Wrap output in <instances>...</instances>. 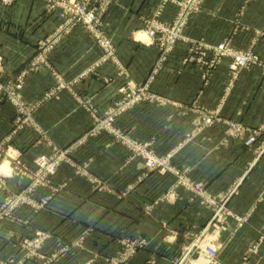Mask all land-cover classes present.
<instances>
[{
    "label": "crops",
    "instance_id": "obj_1",
    "mask_svg": "<svg viewBox=\"0 0 264 264\" xmlns=\"http://www.w3.org/2000/svg\"><path fill=\"white\" fill-rule=\"evenodd\" d=\"M159 1L115 0L104 17L105 33L117 48L121 68L137 84L147 78L159 58L157 46L136 39L139 34L146 35L142 16H152ZM175 13L176 8L168 5L163 19H171ZM59 22L56 15L45 13L40 0H17L11 8L0 5L1 82L27 69L36 43L52 33ZM185 34L213 44L231 37L234 47L247 49L253 45L254 51L264 55V1L206 0L204 11L190 19ZM188 47L187 43L176 46L153 83V90L171 103L143 104L123 114L117 125L141 141L152 142L159 154L173 153L172 165L191 179L203 181L211 195L220 198L234 191L227 209L237 216L250 214L249 222L233 233V218L212 221L211 207L190 189L176 187L175 175L147 173L141 159H131L125 147L103 134L90 139L73 157L78 163L88 161V173L108 182V188L94 189L88 177L63 165L53 182L66 183V187L52 198L49 207L39 214L22 208L17 216L24 222L5 223L0 258L21 259L23 251L17 239L43 229L55 232L43 249L51 255L91 228L85 248H73L53 264H82L94 255H99L100 260L115 255L123 237L147 243L132 264L148 260L154 264H178L183 251L202 232L203 245L220 248L222 264H264V241L259 243L264 234V133L253 147L245 146L244 137L228 138L225 124L197 133L199 113L195 111L198 106H222L225 120L258 129L264 123V72L258 66L243 70L227 92L231 60L224 59L204 81L199 63L182 64ZM101 55L94 37L85 28L77 27L52 50L50 67L69 80L75 79ZM119 70L116 64L106 63L95 74L78 81L73 91H62L40 107L36 119L51 143L69 145L90 128L92 120L79 104L80 98H92L101 112L114 103L118 88L129 79L119 75ZM55 83L51 70L30 72L21 95L25 100L37 101ZM14 112L9 104L0 103V143L12 131ZM36 137L31 129L20 132L7 144L9 153L21 154L22 160L34 167L40 153L51 152L46 141L35 144ZM6 161L12 163L9 158ZM4 164L0 165L3 171ZM7 181L13 191L26 184L16 177ZM4 198L5 193L0 191V205ZM11 234L17 237L9 239ZM255 244L258 248L253 252ZM24 264L42 262L30 260Z\"/></svg>",
    "mask_w": 264,
    "mask_h": 264
},
{
    "label": "built area",
    "instance_id": "obj_2",
    "mask_svg": "<svg viewBox=\"0 0 264 264\" xmlns=\"http://www.w3.org/2000/svg\"><path fill=\"white\" fill-rule=\"evenodd\" d=\"M17 0H0V5L6 8H11ZM44 4V10L47 15H56L61 19L62 24L44 41H40V47L37 54V65L50 66V54L62 39L76 27H84L96 40L97 45L102 51L101 57L91 67L86 69L77 78L67 81L63 77L57 76L59 80L56 87L49 93L52 99L62 91H73L74 85L95 74L102 65L114 62L121 67V62L117 55V48L112 39H109L105 33L104 17L109 12L115 0H40ZM205 0H163L159 9L156 11L152 19L141 18L143 23L147 25L146 35L148 37V45H155L161 52L160 58L151 70L149 79L142 84H137L133 81L127 82L120 87L117 95V101L114 106L109 109L104 115H100L95 109L93 103L91 105L90 98H80L79 104L87 109L94 118L93 127L81 138L76 140L68 147H59L51 143V154H40L34 161V167H29L23 160L21 154L9 155V147L7 144L12 141L13 136L18 135L23 130L29 128L13 127L11 134L0 143V159H5V155H9L14 165L11 168L10 174L0 168V191L5 193V198L0 205V236L5 228V223L8 221L24 222L17 216V212L22 208L30 209L34 214H39L46 210L53 197L59 194L66 187V183L55 184L53 177L58 173L63 165H69L75 169L78 175L88 177L92 183L98 182L97 190H103L105 186L95 177L88 173V165L82 166L73 157V153L81 146L87 143L89 139L96 138L100 135L107 134L112 137L114 143L120 144L131 154V159H141L148 173H158L160 175L173 174L176 176V187H184L195 193L196 198H200L205 205L211 207L214 216L213 220L222 222L226 218H233L235 228L238 229L249 222L250 214L237 216L227 209V202L234 192L227 196L217 198L211 195L203 181H196L189 177L186 172L177 170L171 163L174 157L173 153L161 155L157 152L152 142H144L132 136L129 131L120 128L116 125L119 116L124 113L146 103L164 106L171 103L165 97L159 95L153 90V83L156 79L155 74L158 72L155 68L163 67L169 56L173 53L180 40L189 42L190 49L188 55L183 59L184 66L190 63H199L201 65L200 76L204 81H208L214 70L224 59L231 58L230 63V82L226 91H231L235 86L242 71L250 69L254 66L260 67L264 72V57H260L252 50L242 51L236 50L230 41H222L220 44H210L203 39H187L183 37V32L187 28L190 19L194 15H198L203 11ZM253 0H247V3ZM264 1V0H263ZM168 5H173L177 8V17L173 27L167 22L162 21L165 9ZM136 39L139 40L137 37ZM126 71L122 69L120 75L128 77ZM23 76L17 81L9 80L8 82L0 81V103L4 101H12V104L17 108L15 115H22L25 111V106L21 101V90ZM10 99V100H9ZM221 107L215 110L207 109L203 106H198L195 111L199 113L197 123V133L203 132L206 128L213 127L218 124L227 126L228 138L244 137V144L247 147H253L264 133V123L258 130H253L246 127L242 123L225 120L221 115ZM196 107H194L195 109ZM193 110V109H192ZM34 113L30 114L31 121H34ZM186 112V111H185ZM183 111V113H185ZM29 119V118H27ZM27 119L23 120L25 123ZM20 118L18 117V124ZM35 122V121H34ZM34 129V128H33ZM34 131L39 134H44L41 127H35ZM41 143V139L38 141ZM11 164V163H10ZM16 177L19 181H24L26 184L18 191H13L8 186L7 179ZM23 183V182H22ZM39 191H47L45 194H40ZM38 232V231H37ZM54 231L40 230L33 238L17 239L19 248L24 251L23 259L19 262H14L12 259L0 258V264H24L32 259L41 261L43 264H53L61 259L62 256L70 252L74 246L67 245L52 253L46 255L44 247L48 241L54 238ZM89 231L78 240L74 245L83 248L85 239ZM17 237L11 234L9 239ZM263 239V237H262ZM121 246L126 245L125 251L117 257L105 259L102 264H129L134 258L139 249L143 248V241H131L130 239H122L119 241ZM85 248V247H84ZM202 258L207 264H220L218 260V248L214 245L209 247H201ZM256 251V250H255ZM129 261V262H128ZM86 264H94L90 261ZM97 264V263H95Z\"/></svg>",
    "mask_w": 264,
    "mask_h": 264
},
{
    "label": "rangeland",
    "instance_id": "obj_3",
    "mask_svg": "<svg viewBox=\"0 0 264 264\" xmlns=\"http://www.w3.org/2000/svg\"><path fill=\"white\" fill-rule=\"evenodd\" d=\"M162 1L163 0H160L159 1V3H158V5H157V7H156V9H155V11L153 12V14H152V16H150V17H145V16H142V18H147L148 20L149 19H152L153 17H154V15H155V13H156V11L159 9V7H160V5H161V3H162ZM206 1V0H205ZM205 1H204V4H205ZM247 1V0H246ZM204 4H203V11H204ZM176 8V7H175ZM202 11V12H203ZM201 12V13H202ZM178 15H177V8H176V13H175V15L173 16V18H171V19H161L162 21H164V22H167L171 27H173V24L175 23V20H176V17H177ZM194 16H196V15H194ZM193 16V17H194ZM59 24H58V26L57 27H59L61 24H62V21H61V19H59ZM189 24V23H188ZM188 26V25H187ZM57 27L55 28V30L57 29ZM77 28V27H76ZM84 28V27H83ZM54 30V31H55ZM143 30H147V25L146 24H144V26H143ZM186 30V29H185ZM185 30H184V32H183V37L184 38H187V39H190L191 40V38L190 37H188L186 34H185ZM53 31V32H54ZM52 32V33H53ZM52 33H50L48 36H46L45 38H42V39H40L37 43H36V47H35V49H34V53H33V56L31 57V59H30V61H29V64H28V66H27V69L26 70H24V71H22V72H20L17 76H15V77H13L12 78V81H17V83H18V79L20 78V77H22L23 76V79H22V84H23V87H24V85H25V81H26V77H27V74L28 73H30V72H39L40 70H42V69H48V70H51L52 71V75H53V77H54V80L56 81V83L51 87V88H49L45 93H44V95L40 98V99H38L37 101H28V100H25L24 99V97H22L21 98V101H22V103L24 104V106H25V113L24 114H22V115H17V113H16V115H14V120H13V127H17V125L18 126H21V127H23V126H25V125H28V126H26V127H29V128H27V129H25V130H28V129H31L32 131L35 129V127H41L42 129H43V131H44V134H40L41 136H38L39 134H37V137H36V142H35V144H41V143H43L44 141H46V143L48 144V146L50 147V149H51V152H49L48 154H51L52 153V147H51V140L49 139V136H48V134H47V131H45L44 130V128L37 122V119H36V113H37V111L40 109V107L42 106V105H44L46 102H48V101H50V100H52L51 98H50V95H49V93L52 91V89L54 88V87H56V85L59 83L58 81V79H57V76H59V77H63V78H65L67 81H71V80H73V79H67L66 78V76L63 74V73H60V72H58V71H56V70H54L53 68H51L50 66H41V65H37L36 64V61H37V54H38V51H39V48L38 47H40V41L42 40V41H44L46 38H48ZM71 33V32H70ZM69 33V34H70ZM69 34H66V36L62 39V41L59 43V45L60 44H62V42H63V40L69 35ZM107 37L109 38V39H111L108 35H107ZM136 38H137V36H136ZM138 38H139V40L140 41H142V40H147V41H144L145 43H147L149 40H148V37H147V35H145V34H139L138 35ZM145 38V39H144ZM195 40H199V39H195ZM224 40L225 41H230L231 43H232V45H233V41H232V38L231 37H226L225 39H223V42H224ZM113 41V40H112ZM114 43V42H113ZM180 43H187L188 45H189V47H188V51H189V49H190V44H189V42H187V41H185V40H180L179 41V44ZM207 43H209V42H207ZM220 43H222V41L221 42H219V43H216L217 45L218 44H220ZM210 44H213V43H210ZM216 44H214V45H216ZM233 47H234V45H233ZM236 50H242V51H248V50H252L255 54H257V55H259L260 57H264V55H260V54H258L256 51H254V49H253V45H251L250 47H248L247 49H239V48H236V47H234ZM160 55H161V52H160V50H159V58H160ZM188 55V54H187ZM186 57V56H185ZM184 57V58H185ZM159 58H158V60H159ZM183 58V59H184ZM230 60H232L231 58H229ZM157 60V61H158ZM183 61V60H182ZM114 63V62H113ZM157 63V62H156ZM230 63H231V61H230ZM115 64V63H114ZM93 65V64H92ZM117 65V64H116ZM119 68H120V70H119V75H120V73H121V71H122V68L119 66V65H117ZM91 67V66H90ZM89 68V67H88ZM87 68V69H88ZM100 68V67H99ZM98 68V69H99ZM229 68H230V66H229ZM155 70H157L158 72L155 74V76L157 77L158 76V74L163 70V67H161V68H155ZM215 71V70H214ZM214 71H213V73H214ZM84 72V71H83ZM82 72V73H83ZM97 72V71H96ZM213 73H212V75H213ZM150 74L151 73H149V75L147 76V78L143 81V82H141V83H139V84H142V83H144L147 79H149V77H150ZM211 75V76H212ZM230 76V75H229ZM240 77V76H239ZM77 78V77H76ZM126 78H129V76L128 77H126ZM9 80H11V79H9ZM9 80H7L6 82H8ZM14 81V82H15ZM129 81H133L132 79H126V81L120 86V87H122L123 85H125L127 82H129ZM120 87L118 88V90H117V92H116V94L118 93V91H119V89H120ZM21 92H22V90H21ZM22 96V95H21ZM90 99H92V98H90ZM119 99V98H118ZM118 99H115V101H114V103L107 109V110H105L104 112H101L100 110H99V108H97L95 105H92V102H93V100H90V102H91V105L92 106H94L95 107V109L98 111V113L100 114V115H104L107 111H109V109L111 108V107H113L114 106V104H115V102L118 100ZM10 100V99H9ZM4 103H7V104H9L13 109H14V111H17V108L12 104V101L10 100L9 102L8 101H4ZM141 106V105H140ZM139 107V106H138ZM135 108H137V107H135ZM134 108V109H135ZM206 108V107H205ZM207 109H209V108H207ZM217 109V108H216ZM35 110H37L36 112H35V114H34V121H31V119H30V114L32 113H34V111ZM133 109H131L130 111H132ZM210 110H215V109H210ZM129 112V111H128ZM15 113V112H14ZM89 114H90V117H91V120H92V124H91V126H90V128L84 133V134H82L81 136H79V137H77L72 143H70L69 145H66V146H62V147H68V146H70V145H72L76 140H78L79 138H81L82 136H84L92 127H93V124H94V118H93V116L91 115V113L89 112ZM125 114V113H124ZM122 116V115H121ZM121 116H119V118L121 117ZM18 117L20 118V121H19V124H18ZM27 118H29V119H27ZM118 118V119H119ZM25 119H27V121L25 122V123H22V121L23 120H25ZM118 119H117V121H118ZM235 122H239V121H235ZM239 123H242V122H239ZM243 124V123H242ZM116 125H117V122H116ZM244 125V124H243ZM262 125H263V123H262ZM118 126V125H117ZM13 127H12V129L11 130H13ZM119 127V126H118ZM261 126H259V128H260ZM34 128V129H33ZM121 128V127H120ZM258 128V129H259ZM124 129V128H123ZM258 129H253V130H258ZM125 130H127V129H125ZM24 131V130H23ZM12 132V131H11ZM11 132H10V134H11ZM9 134V135H10ZM8 135V136H9ZM15 136H17V135H15ZM15 136H13V137H15ZM97 138V137H96ZM5 139V138H4ZM3 139V140H4ZM41 139V143H39L38 141ZM13 140V139H12ZM90 140V139H89ZM88 140V141H89ZM87 141V142H88ZM58 146V145H57ZM259 149H262V148H259ZM40 154H44V153H40ZM39 154V155H40ZM46 154V153H45ZM9 155H13V154H10L9 153ZM9 155H5V159H0V165L3 163V162H5L6 161V159L7 158H9L12 162H13V159L9 156ZM38 155V156H39ZM37 156V157H38ZM36 157V158H37ZM35 158V159H36ZM35 159H34V161H35ZM8 162V161H7ZM9 163V162H8ZM79 164H81L82 166H84V165H88V170H89V166H90V163L88 162V161H86V162H83V163H79ZM14 165L11 163H9V170L7 171V173L8 174H10V172H11V168L13 167ZM29 167H33V166H30V165H28ZM75 170V169H74ZM5 171V170H4ZM148 173V172H147ZM93 176V175H92ZM93 177H95L98 181H100L101 183H102V185L101 186H105L106 187V189L108 188V182H106V181H104V180H101V179H99L98 177H96V176H93ZM91 183V185H92V187L93 188H96V186H98V182H96V183H92V182H90ZM175 183H176V180H175ZM105 189V188H104ZM20 190V189H19ZM97 190V189H96ZM234 192V191H233ZM230 194V193H229ZM123 195H125V193L123 192ZM228 194H224V195H222V196H227ZM213 216H214V213H213V211H212V221H214L213 220ZM242 217V216H241ZM245 225V224H244ZM243 227V226H242ZM234 228H235V225H234ZM233 228V233L234 232H236L237 230H239L240 228H238V229H234ZM43 230H46V229H43ZM87 230L89 231V234L87 235V237H86V239L89 237V235L91 234V231L93 230V229H91V228H88V229H86V230H84L82 233H81V235L79 236V237H77V239H75V240H73V246H74V248H78V246H76V245H74L78 240H80V238L87 232ZM39 232V231H38ZM38 232H36L33 236H28V237H23L22 239H26V238H33V237H35L36 235H37V233ZM54 234V233H53ZM54 236H55V234H54ZM203 236V232L200 234V236L199 237H194V242H192L190 245H188L187 247H186V249L183 251V253H182V256H181V258H180V260L178 261V264H195V263H197L198 261H200V260H202L203 262H205V260L202 258V252H201V247H204V246H206V247H209L210 246V244H208V245H203V243H202V237ZM262 237H263V239H262ZM21 239V238H20ZM86 239H85V242H86ZM122 239H130L131 241H143L144 239H142V240H139V239H131V238H128V237H123ZM121 239H119V241H120ZM192 240V241H193ZM145 241V240H144ZM264 241V234H262L261 236H260V239H259V243H261V242H263ZM67 246V245H66ZM147 246V243H146V241L144 242V246H143V248L144 247H146ZM126 247V245H124V246H121L120 245V242H119V250L117 251V253L115 254V255H112V256H108V257H105L104 259H102V260H100L99 259V255H94V256H92L89 260H87V261H85L84 263H82V264H86V263H88V262H90V261H93V263L95 264V263H97V264H102L103 262L105 263V259L107 260V259H111V258H114V257H117L118 255H120L121 253H123V251H125V248ZM143 248H141V249H143ZM218 248V247H217ZM257 248H258V244L256 245H254L253 247H252V251L253 252H255V250H257ZM219 251H220V248H218V260H219V262H220V259H219ZM23 254H24V251H23ZM136 257V256H135ZM134 257V258H135ZM22 258H23V256H22ZM22 258L21 259H19V260H16V259H13V258H9V259H12V260H14V262L16 263V262H19L20 260H22ZM134 258H132L131 260H130V262H129V264H132L133 263V259ZM31 261H36V260H34V259H32ZM98 261V262H97ZM43 264V263H42ZM144 264H154V262L152 261V260H148V262H146V263H144ZM207 264V263H206ZM220 264H222L221 262H220Z\"/></svg>",
    "mask_w": 264,
    "mask_h": 264
},
{
    "label": "bare ground",
    "instance_id": "obj_4",
    "mask_svg": "<svg viewBox=\"0 0 264 264\" xmlns=\"http://www.w3.org/2000/svg\"><path fill=\"white\" fill-rule=\"evenodd\" d=\"M144 39H145V38H144ZM3 168H4L5 170H9V163H8L7 161H5V164H4Z\"/></svg>",
    "mask_w": 264,
    "mask_h": 264
}]
</instances>
